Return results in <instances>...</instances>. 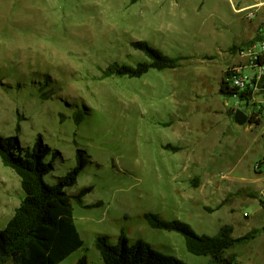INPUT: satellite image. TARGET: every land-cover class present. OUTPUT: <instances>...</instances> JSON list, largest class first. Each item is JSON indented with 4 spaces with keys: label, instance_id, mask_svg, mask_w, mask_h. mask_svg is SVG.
<instances>
[{
    "label": "rangeland",
    "instance_id": "374dc122",
    "mask_svg": "<svg viewBox=\"0 0 264 264\" xmlns=\"http://www.w3.org/2000/svg\"><path fill=\"white\" fill-rule=\"evenodd\" d=\"M258 1L0 0V135L57 150L49 184L75 165L77 149L88 156L66 188H89L73 203L83 244L58 264L81 256L102 264L95 238L115 244L121 232L188 264L208 263L185 249L180 233L151 228L147 212L199 234L224 224L233 237L255 231L227 254L234 264H264V172L254 169L264 155V109L260 119L252 104L219 92L250 39L229 45L253 28L264 34V5L237 11ZM137 40L181 56L178 67L106 75L111 63L145 58L131 46ZM23 195L0 160V229Z\"/></svg>",
    "mask_w": 264,
    "mask_h": 264
},
{
    "label": "trees",
    "instance_id": "16d2710c",
    "mask_svg": "<svg viewBox=\"0 0 264 264\" xmlns=\"http://www.w3.org/2000/svg\"><path fill=\"white\" fill-rule=\"evenodd\" d=\"M259 33L246 45L257 40ZM131 46L142 52L145 58L111 63L106 68V75L139 78L150 70L174 69L182 59L181 56L163 53L145 40L133 41ZM230 72L231 69L225 71L219 92L225 96L237 95L240 100L247 99L244 92L230 87L227 81ZM249 121L259 123L258 118L255 120L252 115ZM48 155L50 160H45ZM58 155L57 150L40 139L35 140L32 146L23 147L16 136L0 135V160L18 176L24 194L13 215L0 229V264H58L83 244L73 217V203L81 204L89 188L73 194L66 188L75 184L88 162V156L77 149L75 165L59 177L57 183L49 184L44 176L53 170L52 162ZM143 218L151 228L180 233L185 249L194 255L207 256V264H234L235 255L227 254L228 251L255 237V231L233 237L230 224H224L215 234L208 235L195 232L184 221L167 220L157 213L147 212ZM94 246L102 264H188L175 256L156 251L142 239L130 243L123 232L115 244H109L104 236H97ZM74 264L89 263L85 256H81Z\"/></svg>",
    "mask_w": 264,
    "mask_h": 264
},
{
    "label": "built area",
    "instance_id": "2783aa9c",
    "mask_svg": "<svg viewBox=\"0 0 264 264\" xmlns=\"http://www.w3.org/2000/svg\"><path fill=\"white\" fill-rule=\"evenodd\" d=\"M263 5L264 1H258L240 11ZM249 15H252V12H249ZM259 35L257 40L238 50L242 62L231 68L227 81L230 87L236 88L237 92L246 94L247 99L242 101L252 104L256 116L261 119L260 114L264 109V34ZM254 169L257 172H264V155L259 162H256Z\"/></svg>",
    "mask_w": 264,
    "mask_h": 264
},
{
    "label": "crops",
    "instance_id": "0c3cea01",
    "mask_svg": "<svg viewBox=\"0 0 264 264\" xmlns=\"http://www.w3.org/2000/svg\"><path fill=\"white\" fill-rule=\"evenodd\" d=\"M252 5H253V3L252 4H249V5H245V6L241 7V8H239V9H237V11H240L243 8H249ZM200 6H201V3L198 4V6L196 7V10H198L200 8ZM252 33L254 34L253 36H252ZM252 33H251L250 36H248L249 33L247 32L246 33L247 35H244L245 37L241 36V38H239V40L231 43L229 46H238V45L242 44V41H244L246 39H250V40L253 39L256 35H258L259 30L256 28V31H255V29L253 28L252 29ZM250 40H248V41H250ZM237 49H238V47H237Z\"/></svg>",
    "mask_w": 264,
    "mask_h": 264
},
{
    "label": "water",
    "instance_id": "95a60500",
    "mask_svg": "<svg viewBox=\"0 0 264 264\" xmlns=\"http://www.w3.org/2000/svg\"><path fill=\"white\" fill-rule=\"evenodd\" d=\"M246 118H247L246 115H245L242 111L237 110V111L235 112L234 120H235L237 123H239V124H244L245 122H247Z\"/></svg>",
    "mask_w": 264,
    "mask_h": 264
}]
</instances>
